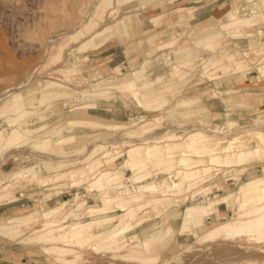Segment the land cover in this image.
<instances>
[{
	"label": "bare ground",
	"instance_id": "bare-ground-1",
	"mask_svg": "<svg viewBox=\"0 0 264 264\" xmlns=\"http://www.w3.org/2000/svg\"><path fill=\"white\" fill-rule=\"evenodd\" d=\"M102 2L111 4L112 0H97L96 7H100ZM114 2L119 8L129 9L128 11L138 8L139 12L136 11V14L143 24L145 22L142 16L150 17L159 24L160 22L156 20L160 17L162 9L156 12L153 10L151 12V9L155 7V3L163 5L168 0H150L145 3L140 0H114ZM193 2L197 5L191 7L190 12L194 15H202L200 6L205 0H193ZM115 12L114 8L108 14L112 15ZM263 15L264 8L260 7L250 16H240L239 9L235 5L224 17L217 18L213 27H202L201 37L197 42L199 44L204 42L206 50L216 49L221 45L223 35H236L246 26L259 24L258 19ZM91 17L92 13L89 12L83 20L74 16L67 20L69 25L75 24V27L63 36H69L71 42L84 40L75 48L72 46L66 52V56H76L88 49H96L104 42L101 37L110 32L112 27L105 25L92 30L95 23ZM122 21L126 24L124 19L120 22ZM120 22L116 23L117 26ZM174 44V41L159 44L157 49L163 53L154 60L146 59L136 69L127 67L125 71L126 68L123 66L125 60L122 57L114 61L111 68L106 69V66L101 65L104 66V70H99L97 67L93 77L101 80L100 85L93 91L81 94L78 100L80 102L70 98L65 103L68 113L57 105L61 92L68 94V97L71 95V91L63 85L62 81L46 83L44 87L46 92L41 94L40 104L35 107L25 108L21 94L15 96L9 127L0 129V234L7 236L12 243L25 245L27 252L54 250L61 257L74 253V249L70 245L60 248L58 241L66 237L67 243L73 240L86 243L96 239L101 243L96 245V250H110L114 256L143 264L156 260L155 256H147L146 250L160 247L174 235L176 230L173 244L160 254L161 256L164 253L170 254L180 250L186 244L180 240L189 239L191 236L201 241H235L242 238L247 241H260V255L264 253V171L260 177L243 181L231 193H220L223 189L220 186L212 187L213 179L218 175L217 171H220L214 170L215 167L229 168L228 171L223 172L224 178L228 172L247 161L252 155L259 154L261 151L264 153V120L240 127L242 131L238 129L240 131L236 135L246 133L251 137L247 140L242 135L229 140L222 138L229 136L228 134L236 129L237 123L231 121L228 131L209 127L206 131L192 129L183 138L174 134L162 139L152 135L135 136L134 142L140 143L127 145V148L123 150L121 148L127 143L134 142L124 140L118 143L110 142L112 145L122 146L121 148L107 147L103 141L93 142L88 153L79 161L74 158L82 152L63 157L61 160L40 156L41 159L37 158L42 163L16 168L20 162V153L1 157L8 149L18 148L21 145H30L37 152L82 151L88 145L81 144L79 136L74 135L79 130L105 127L128 129L130 125L128 122L114 120L104 122L103 119H106L104 116L91 118V111L103 100L110 99L114 93L132 100L139 109H145L148 106L147 100L152 94L141 90L138 84L147 81L149 74L156 69L154 66L156 61L160 64L171 63V70L176 75H180V69L200 59L189 58L185 63L178 61L189 52L182 45L177 53V50L172 48ZM171 48L172 52H164ZM263 51L264 46L259 53ZM172 53H177L175 58L171 55ZM62 54V52L59 53L57 58L62 57ZM260 60L257 70L259 82L264 84V55ZM217 63L218 61H204L200 66L207 71L210 66ZM56 76V73L50 74V77ZM59 88L63 91L60 92ZM116 110L120 116L126 115V110L123 108L119 107ZM52 115L60 119L65 118V125L61 124L49 129L50 124L47 120ZM36 122L39 124L37 125ZM132 125H140L142 133L149 131L147 126L150 124L145 116H140ZM66 126L74 133L55 138L54 133ZM133 133L130 132V135L133 136ZM212 134L221 138L214 139ZM166 140L173 143L163 145ZM177 151L181 152L177 159L180 167L174 169L169 162ZM189 153L198 154L202 159L195 160L189 156ZM205 157H208V165L203 164ZM9 162L15 168L6 171L4 168ZM84 162H88V166L86 169H81L79 165ZM119 165L129 168L134 173V177H127L124 171H119L117 168ZM149 165L153 167L166 165V170L171 171L168 180L155 182L152 173L147 172L150 169ZM262 165L264 169V160ZM87 183L92 191H95L92 198L99 202L97 206L90 205L84 198L83 185ZM129 183L135 185L131 186ZM131 187L134 188L130 189ZM41 188H46L52 193L68 189H74L75 192L71 194L70 199L44 203L38 199ZM144 193L162 194L143 201ZM212 194H215L214 198L209 197ZM178 200L184 207L181 213L175 212L172 208ZM26 201L30 202L31 206L34 203L38 206L23 210L20 206ZM235 206L236 209H234ZM116 209L123 210L124 214L116 216ZM83 210L85 213L80 214ZM225 212H233L232 217L223 220L226 218ZM163 217H167L166 220ZM41 218H43L42 221ZM169 220L172 223L167 224L161 232L144 239L138 237V230L147 235L156 232ZM208 220H212L214 224L210 225ZM93 229L96 231L91 232ZM122 251L125 253L117 255ZM260 257L264 260V255Z\"/></svg>",
	"mask_w": 264,
	"mask_h": 264
},
{
	"label": "rangeland",
	"instance_id": "rangeland-1",
	"mask_svg": "<svg viewBox=\"0 0 264 264\" xmlns=\"http://www.w3.org/2000/svg\"><path fill=\"white\" fill-rule=\"evenodd\" d=\"M140 1L145 3L150 0ZM96 2L97 0H0V129L9 127L17 95L21 94L25 108L38 106L41 94L46 92L44 87L49 81H62L63 85L71 91V95L68 97V94L61 92L63 89L59 88L61 93L57 100V105L68 113L69 110L66 109L65 103L70 98L73 100L75 98L78 101L81 94L93 91L100 85L101 80L93 77L97 67L99 70H104V66L106 69L111 68L112 63L120 57L125 60L123 65L126 68L125 71L127 67L136 69L146 59L154 60L163 53L157 49L159 44L174 41L175 44L172 45V48L177 50V53L182 45L189 52L178 61L185 63L189 58L198 57L200 59L194 64L180 69V75H176L171 70V63L160 64L156 61L154 63L156 69L149 74L147 81L138 84L141 90L152 94L147 100L148 106L145 109H139L132 100L114 93L110 99L103 100L91 111V118L104 116L106 118L103 119L104 122L110 120L128 122L130 123L128 129L105 127L79 130L74 135L79 136L81 144L88 145L82 151L37 152L30 145H21L18 148L8 149L1 157L20 153V162L16 168L42 163L38 159L40 156H42L41 158L61 160L63 157L82 152L81 155L74 158L79 161L88 153L93 142L103 141L107 147L121 148L122 146L112 145L110 142L118 143L123 140L134 142L135 136L147 137L149 135L162 139L174 134L183 138L192 129L206 131L209 127L228 131L231 121L236 122L237 127L228 134L229 136L222 137L224 140L239 135L244 136L245 140L251 138L246 133L236 134L241 130L240 127L250 126L254 122L264 120V84L259 82L257 70L260 58L264 55V51L259 53V50L264 46V15L261 16L262 18L259 17V24L246 26L236 35H223L221 45L216 49L206 50L205 43L199 44L197 40L201 37L200 29L202 27H213L216 24V19L224 17L233 6L237 5L240 16H250L258 8H264V0H205L204 4L200 6L203 13L199 16L190 12V8L197 5L194 2L170 9V6L179 3V1L168 0L163 5L155 3V7L151 9V12L162 9L160 17L156 20L160 22L159 24H156L150 17L142 16L141 18L145 22L143 24L141 20H138L136 14V11L139 12L138 8L128 11L129 9L119 8L114 0L111 4L102 2L100 7H96ZM114 8L116 12L109 15L108 12L113 11ZM180 8H184V10H180ZM89 12L92 13L91 19L95 23L92 30L105 25H110L112 29L101 37L104 42L99 44L96 49H88L76 56L68 57L66 52L72 46L74 48L78 46L84 39L71 42L69 36H63L75 27V24L69 25L67 20L72 16L83 20ZM123 19L126 24L123 21L120 22ZM118 22H120L119 26L116 24ZM172 48L164 52H172ZM61 52L63 53L62 57L57 58ZM177 53L171 54L173 58ZM204 61H218V63L205 71L200 66ZM51 73H56L57 76L50 77ZM119 107L126 110L124 117L118 114L116 108ZM140 116H145L148 119L150 125L147 126L149 130L147 133H142L140 125H132ZM47 123L50 124L49 129H53L58 125H65L66 119L52 115L48 117ZM36 124L38 125L39 122ZM239 128L240 130H238ZM59 129L61 130L54 133L55 138L74 133L67 126ZM130 132H134L133 136L130 135ZM212 137L214 139L221 138L214 134ZM178 141L181 142L182 139H178ZM139 143H127L121 149H126L127 145ZM171 143L173 141L166 140L163 145ZM180 154L181 152L177 151L170 159L169 163L174 166V169L180 167L177 163ZM189 156L195 160L202 159L198 154L189 153ZM204 159L203 164L208 165V157ZM263 160L264 153L261 151L236 166L224 178L222 174L229 168L215 167L214 170L220 171H217L218 175L214 177L212 187L223 188L220 193L233 192L243 181L260 177L264 171ZM87 166L88 162L79 165L81 169H86ZM149 167L147 172L152 173L155 182L160 183L168 180L171 171L166 170V165L156 167L149 165ZM14 168L15 166L10 165L9 162L4 169L9 171ZM117 168L119 171H124L127 177H134V173L129 168L123 165H119ZM129 185L135 184L129 183ZM83 189L84 198L90 205L97 206L99 202L92 198L95 191H92L89 183L84 184ZM40 191L38 199L44 203L70 199L71 194L75 192L74 189H68L52 193L48 192L49 190L46 188H41ZM161 194L144 193L142 199L147 201ZM214 195H209V197L214 198ZM178 201L173 204L172 208L175 212L181 213L184 207L180 200ZM31 205L26 201L20 207L23 210H28L31 209L30 207L38 206L37 203ZM84 213L85 210L80 212V214ZM115 214L122 216L124 211L116 209ZM232 215L233 212H225L226 218L223 220L229 219ZM166 218L163 217L164 220ZM42 220L43 218H41ZM212 222V220H208L210 225L214 224ZM170 223H172L171 220L163 224L156 232L147 235L138 230V237L144 239L153 236ZM95 231L96 229H93L91 232ZM176 231L160 247L146 250L147 256H155L156 259L152 263L146 264H264V260H261L260 257L264 255L263 252L260 255V241H247L245 238L235 241H201L191 236L189 239L182 238L180 240L186 243L180 250L170 254L164 253L161 256L160 254L173 244ZM66 240L67 237L58 241V246L61 248L64 245H70L74 249V253L61 257L54 250L27 252L25 245L12 243L7 236L0 234V264H143L114 256L110 250H96V245L101 244L96 239L86 243H78L77 240L67 243ZM121 253L125 252L122 251L117 255Z\"/></svg>",
	"mask_w": 264,
	"mask_h": 264
},
{
	"label": "crops",
	"instance_id": "crops-1",
	"mask_svg": "<svg viewBox=\"0 0 264 264\" xmlns=\"http://www.w3.org/2000/svg\"><path fill=\"white\" fill-rule=\"evenodd\" d=\"M193 2V0H180L179 3L173 5V6H170L169 8H173V7H176V6H182V5H188V4H191Z\"/></svg>",
	"mask_w": 264,
	"mask_h": 264
}]
</instances>
